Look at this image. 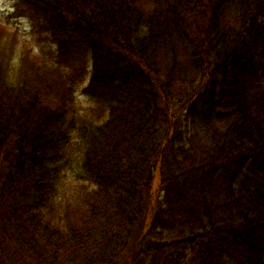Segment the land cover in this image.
<instances>
[{"label": "trees", "instance_id": "16d2710c", "mask_svg": "<svg viewBox=\"0 0 264 264\" xmlns=\"http://www.w3.org/2000/svg\"><path fill=\"white\" fill-rule=\"evenodd\" d=\"M11 1L0 264H264V0Z\"/></svg>", "mask_w": 264, "mask_h": 264}, {"label": "rangeland", "instance_id": "374dc122", "mask_svg": "<svg viewBox=\"0 0 264 264\" xmlns=\"http://www.w3.org/2000/svg\"><path fill=\"white\" fill-rule=\"evenodd\" d=\"M12 11L13 4L11 0H0V25L5 24L11 27L14 26V28H19L18 32L13 29L11 37L0 36V65H7V63L15 65L17 60L16 56L22 55L23 53L27 54L30 50L38 49L39 46H43L45 51L48 48L50 49L49 38H46V35L39 34L38 30L34 28V25L27 20L11 19L10 14ZM77 98L80 113L89 120L94 118L96 116L95 104L83 95L81 89L77 92ZM73 165L74 169H72ZM69 167V177L63 184H61V191L58 199L63 205H66L67 201L73 199L75 195L73 193L76 189L73 175L78 173V163H70L68 165V168ZM158 182L159 178L157 177L155 180V189L158 188Z\"/></svg>", "mask_w": 264, "mask_h": 264}]
</instances>
